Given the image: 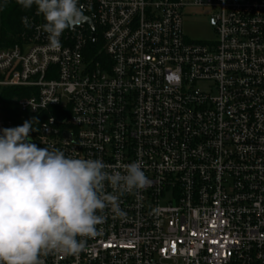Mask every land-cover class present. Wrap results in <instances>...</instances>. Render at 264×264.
I'll use <instances>...</instances> for the list:
<instances>
[{
    "label": "built area",
    "instance_id": "1",
    "mask_svg": "<svg viewBox=\"0 0 264 264\" xmlns=\"http://www.w3.org/2000/svg\"><path fill=\"white\" fill-rule=\"evenodd\" d=\"M79 2L91 24L60 50L41 16L0 48V93H23L0 102V129L35 117L38 147L139 160L149 184L121 197L126 218L105 211L86 251L45 264H264V0ZM189 3L211 8L214 40H186Z\"/></svg>",
    "mask_w": 264,
    "mask_h": 264
},
{
    "label": "clouds",
    "instance_id": "2",
    "mask_svg": "<svg viewBox=\"0 0 264 264\" xmlns=\"http://www.w3.org/2000/svg\"><path fill=\"white\" fill-rule=\"evenodd\" d=\"M16 3L25 11L35 6L44 21L37 30L47 34L53 51L61 49L65 30L80 26L90 11L79 0ZM6 4L0 0V10ZM22 23L31 26L27 16ZM34 124L35 117L0 129V264H45L49 254L79 255L99 235L105 211L126 218L121 197L149 184L142 161L114 166L38 147L30 137L38 131Z\"/></svg>",
    "mask_w": 264,
    "mask_h": 264
},
{
    "label": "trees",
    "instance_id": "3",
    "mask_svg": "<svg viewBox=\"0 0 264 264\" xmlns=\"http://www.w3.org/2000/svg\"><path fill=\"white\" fill-rule=\"evenodd\" d=\"M29 18L30 25L38 22L40 16L36 15L35 6L31 10H23L16 0H7L6 7L0 10V48L7 47L17 38L23 31L29 32L30 27H25L22 23V17ZM90 54L97 56V47L95 43H90ZM22 88H3L0 93V102L5 103L8 108H14L15 101L13 97H21L23 95Z\"/></svg>",
    "mask_w": 264,
    "mask_h": 264
},
{
    "label": "rangeland",
    "instance_id": "4",
    "mask_svg": "<svg viewBox=\"0 0 264 264\" xmlns=\"http://www.w3.org/2000/svg\"><path fill=\"white\" fill-rule=\"evenodd\" d=\"M211 14V8L206 6L189 3L183 8L181 29L187 41H211L216 38L214 29L207 22Z\"/></svg>",
    "mask_w": 264,
    "mask_h": 264
},
{
    "label": "water",
    "instance_id": "5",
    "mask_svg": "<svg viewBox=\"0 0 264 264\" xmlns=\"http://www.w3.org/2000/svg\"><path fill=\"white\" fill-rule=\"evenodd\" d=\"M86 23H88V24H91V21L89 20V19H87L86 21H85ZM43 131L45 132V133H54L53 131H50V130H47L46 128H43Z\"/></svg>",
    "mask_w": 264,
    "mask_h": 264
},
{
    "label": "snow or ice",
    "instance_id": "6",
    "mask_svg": "<svg viewBox=\"0 0 264 264\" xmlns=\"http://www.w3.org/2000/svg\"><path fill=\"white\" fill-rule=\"evenodd\" d=\"M173 247H174V245H173Z\"/></svg>",
    "mask_w": 264,
    "mask_h": 264
}]
</instances>
